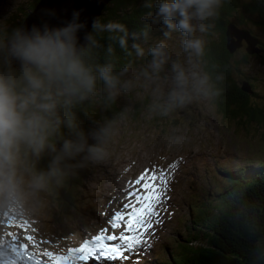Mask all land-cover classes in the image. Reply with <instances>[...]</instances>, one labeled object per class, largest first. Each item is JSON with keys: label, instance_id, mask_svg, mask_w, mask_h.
<instances>
[{"label": "rangeland", "instance_id": "rangeland-1", "mask_svg": "<svg viewBox=\"0 0 264 264\" xmlns=\"http://www.w3.org/2000/svg\"><path fill=\"white\" fill-rule=\"evenodd\" d=\"M34 1L0 0V22L14 25ZM248 2L250 0H243L239 11L226 20L240 28L245 26L264 43L261 15H255ZM156 3L145 18L151 31L136 38V46L143 54L139 53L137 63L119 79L114 98L122 113L89 124L88 144L102 143L105 154L96 161L86 155V173L76 205L64 206L72 201L62 180L29 195L23 205L0 207V242L11 243L4 246L15 256L12 259L8 254H0V264H56L58 257L70 256L69 252L80 248L85 240H93L101 234L119 236L123 225L113 229L112 218L118 212L126 213L124 205L129 203L128 194L141 188L135 181L146 170L149 175L153 171L157 176L161 172L167 174V198L160 223L154 224L145 234L147 244L137 253H125L131 255V259L91 260L88 264H159L174 257L178 245L188 244V238L195 248L209 244L205 230L194 239L188 226L193 224L192 207L201 203L205 195H212L216 188L222 190L228 186L224 170L236 169L248 162H264V124L248 118L231 121L219 113L216 87L205 70L203 55L197 57L186 52L183 47L185 34L155 21ZM216 17L212 26L217 25ZM243 19L245 25L241 24ZM197 35L207 47L210 43L208 31ZM214 35L217 39L218 33ZM161 42L166 45L167 59L157 71L152 67L151 49ZM247 54L244 46L232 60L244 63L241 69L251 77L259 95L253 97V103L264 108V59L248 54L245 63ZM175 65H179L187 77L184 91L188 99L183 104L172 105L170 97L178 91ZM204 76L208 77V85L205 91H199L193 85ZM235 78L241 85L247 81L237 72ZM106 93H101L100 97ZM24 244L30 251L25 249L22 255L11 252V247L20 251ZM33 254L45 262L40 263ZM7 257L9 260L5 259Z\"/></svg>", "mask_w": 264, "mask_h": 264}, {"label": "clouds", "instance_id": "clouds-1", "mask_svg": "<svg viewBox=\"0 0 264 264\" xmlns=\"http://www.w3.org/2000/svg\"><path fill=\"white\" fill-rule=\"evenodd\" d=\"M221 5L222 0H157L155 21L185 34L184 50L199 57L205 41L197 33L209 30ZM45 15L54 18L55 11L45 10ZM86 27L79 11L57 23L0 22V207L23 205L29 195L61 183L69 162L82 153L93 161L105 154L102 143L88 144L79 111L101 82L114 97L120 81L112 64H92L86 58L80 43ZM91 28L112 33L111 39L121 46L127 42V29L119 22L94 19ZM87 39L94 43L90 34ZM151 54L152 67L158 71L167 59L166 45L161 42ZM174 67L178 91L170 103L177 105L188 99L184 91L188 80L179 65ZM207 85L204 76L193 86L205 91ZM43 158H48V167L37 170L36 163Z\"/></svg>", "mask_w": 264, "mask_h": 264}, {"label": "trees", "instance_id": "trees-1", "mask_svg": "<svg viewBox=\"0 0 264 264\" xmlns=\"http://www.w3.org/2000/svg\"><path fill=\"white\" fill-rule=\"evenodd\" d=\"M242 1L222 0L215 19L217 25H211L208 30L210 43L204 48L203 62L216 87L215 101L219 113L231 121L248 118L264 124V108L253 103V97L259 96L254 83L241 69L244 63L232 60L236 52L231 53L227 46V26L231 20L226 18L239 11ZM38 2L39 0H35L29 11H23L24 16L12 26L21 25ZM156 2L157 0L111 1L100 20L103 23L119 22L125 25L127 42L121 46L118 40L111 39L112 33L92 30L94 43L90 41L85 48L88 61L92 64H112L120 79L124 71L137 63L139 52L136 38L151 31L145 18L154 10ZM250 4L254 10L260 12L264 20V0H250L247 5ZM245 22L244 19L241 20L242 25H245ZM215 32L218 33L217 39L214 38ZM260 42L264 48V43L261 40ZM247 58L248 54L244 57L245 63ZM236 72L247 79L252 93L243 90V84H239L235 78ZM104 92L106 91L101 82L95 96L80 108L79 119L85 134L92 121L102 117L106 120L112 119L122 113L114 97H109L108 93L100 97ZM86 155L87 152L82 153L67 166L63 182L66 194L72 202L64 205L66 208L75 206L79 199V188L84 183L86 173ZM48 164V158H43L36 163V168L39 166L44 170ZM70 166L72 178L69 176ZM219 170L217 169L218 172ZM222 173L228 186L222 190L216 188L212 195H205L201 203L193 206V224L188 226L189 233L193 231L194 239L205 230L209 244L195 248L190 245L192 240L188 238V244L178 245L179 249L174 257L170 256L169 260L159 264H264V162H248L238 165L236 169H226Z\"/></svg>", "mask_w": 264, "mask_h": 264}, {"label": "snow or ice", "instance_id": "snow-or-ice-1", "mask_svg": "<svg viewBox=\"0 0 264 264\" xmlns=\"http://www.w3.org/2000/svg\"><path fill=\"white\" fill-rule=\"evenodd\" d=\"M158 181V182H157ZM135 183L141 188L128 194L129 203L124 205L126 213H116L112 218L113 229L123 225V231L116 235H97L93 240H85L78 249H72L73 255L58 257L56 264H76L95 260L113 262L115 260H128L138 249L147 244L146 233L154 224L160 223L161 212L164 211L167 190V174L161 172L157 176L153 171L141 175ZM134 197V201L131 198ZM117 243H110L116 242Z\"/></svg>", "mask_w": 264, "mask_h": 264}, {"label": "water", "instance_id": "water-1", "mask_svg": "<svg viewBox=\"0 0 264 264\" xmlns=\"http://www.w3.org/2000/svg\"><path fill=\"white\" fill-rule=\"evenodd\" d=\"M111 1L113 0H39L36 7L29 12L21 25H31L40 22L42 19H49L53 23H57L70 19L74 11H79L81 20L87 24L86 29L80 33V43L85 49L90 43L87 36L92 33V21L100 19L104 9ZM249 6L255 15H260V12L253 9L252 4ZM49 9L55 11L54 18L45 15V10ZM261 23L264 25L263 19ZM227 39V46L231 53H235L245 46L249 55H257L264 59V48L261 46L259 38L252 31L240 28L237 24L231 22L227 26ZM242 88L245 92L252 93V87L248 82H244ZM69 176L72 178L71 166L69 167Z\"/></svg>", "mask_w": 264, "mask_h": 264}, {"label": "bare ground", "instance_id": "bare-ground-1", "mask_svg": "<svg viewBox=\"0 0 264 264\" xmlns=\"http://www.w3.org/2000/svg\"><path fill=\"white\" fill-rule=\"evenodd\" d=\"M17 238H18V236H16ZM65 245V244H64ZM65 247V246H64ZM73 248V247H72ZM29 251H30V248H27ZM52 253V252H51ZM53 256V255H52ZM53 258H55V256H53ZM22 259V258H21ZM19 261H21L20 259H18ZM54 261L56 260V258L55 259H53ZM38 261L40 262V263H44L45 262V260L44 259H40V258H38Z\"/></svg>", "mask_w": 264, "mask_h": 264}]
</instances>
